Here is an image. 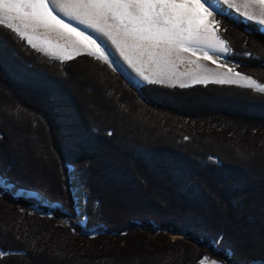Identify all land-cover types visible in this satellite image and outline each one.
I'll return each mask as SVG.
<instances>
[{"label": "trees", "instance_id": "obj_1", "mask_svg": "<svg viewBox=\"0 0 264 264\" xmlns=\"http://www.w3.org/2000/svg\"><path fill=\"white\" fill-rule=\"evenodd\" d=\"M216 19L228 67L264 85L261 26ZM0 177L56 204L0 185V264H253L264 260V93L136 88L103 61L62 62L0 26Z\"/></svg>", "mask_w": 264, "mask_h": 264}, {"label": "snow or ice", "instance_id": "obj_2", "mask_svg": "<svg viewBox=\"0 0 264 264\" xmlns=\"http://www.w3.org/2000/svg\"><path fill=\"white\" fill-rule=\"evenodd\" d=\"M241 6L244 18L264 25V0H245ZM219 8V0H0V26L62 62L85 55L119 72L114 46L149 84L184 88L188 83L181 77H187L193 84L243 82L244 87L264 93V85L256 79L239 72L229 75L240 65L228 67L230 49L218 35ZM214 53L225 54L223 64ZM201 59L227 67V72L207 69L198 63ZM181 65L187 70L177 75ZM74 210L83 217L78 223L86 225L87 214L78 206ZM199 264L219 262L204 256Z\"/></svg>", "mask_w": 264, "mask_h": 264}, {"label": "rangeland", "instance_id": "obj_3", "mask_svg": "<svg viewBox=\"0 0 264 264\" xmlns=\"http://www.w3.org/2000/svg\"><path fill=\"white\" fill-rule=\"evenodd\" d=\"M211 2V0H210ZM245 2V0H231V3H225L224 0H219V4H220V8H219V11H220V14H223V15H228L230 16V18H233L235 20H241V21H245L247 23H250V22H255V23H258L257 21H253V20H250V19H246L244 18L243 16V12L245 11V9L241 6L243 3ZM208 5H206L207 7ZM211 10V9H209ZM259 24V23H258ZM260 25V24H259ZM261 26V29L262 31L264 32V25H260ZM51 39H55L54 37H52ZM112 50L115 52V55H116V58L118 60V66L120 68V71L119 73L122 74L129 82L132 86L136 87V88H140L141 86L143 85H147L149 83H146V82H143L142 78L139 76V74L136 72V70L134 68H132L128 63L127 61H125L123 59V57H121L119 55V52L118 50L115 49V47L113 46ZM42 52V51H41ZM44 53V52H43ZM215 54H218V55H221V56H225V54H219V53H215ZM53 57V56H52ZM56 58V57H55ZM192 59H196V57H192ZM199 64H201L203 67L209 69V70H212V71H215V72H227V68H219L217 66V64L215 63H212L211 60H199L198 61ZM187 70V68L184 66V65H181L180 68L177 70V75H179L180 73H183ZM235 72L233 71V73H230L229 75H233ZM182 80H184L186 83H188V87L189 86H193V85H196V84H193L191 83L190 80H188L187 77H181ZM197 84H203V83H197ZM208 84V83H207ZM231 85H236V86H240V87H244L243 86V82H241V84H231ZM163 86H166V87H170V88H173V87H180L179 84H176V85H170V84H164ZM246 88V87H245ZM255 90V89H254ZM75 171H77L74 167H72ZM71 171V170H70ZM78 174V172H77ZM70 175V172H68V178H69V184H70V189L72 191V194H73V197H74V200H75V204H74V208H76V198H75V191L72 187V183H71V177L69 176ZM0 185L1 186H5V184L1 183L0 182ZM77 187L79 189H81L80 187V182L78 183ZM15 191V190H14ZM84 191V190H83ZM16 192V191H15ZM85 192V191H84ZM13 193V192H12ZM86 193V192H85ZM14 194V193H13ZM15 195V194H14ZM16 195H20V192L19 193H16ZM15 195V196H16ZM19 196H16V197H19ZM86 196H87V204H86V208H85V213L87 214V207H88V195L86 193ZM44 202V201H42ZM45 205V204H44ZM49 206V205H48ZM62 210L64 211V209L62 208ZM75 222L77 224H80L81 226L83 227H86V225L84 224H81V223H78L79 221V215L76 211V215H75ZM88 217V216H87ZM88 222V221H87ZM171 239L172 241H175L177 239H182L181 236L179 235H174V236H171ZM0 251H3L2 249H0ZM4 252V251H3ZM228 259H230V257H228ZM228 259L224 260V261H228ZM212 260H216L219 262V264H225L226 262H221L217 259H212Z\"/></svg>", "mask_w": 264, "mask_h": 264}, {"label": "bare ground", "instance_id": "obj_4", "mask_svg": "<svg viewBox=\"0 0 264 264\" xmlns=\"http://www.w3.org/2000/svg\"><path fill=\"white\" fill-rule=\"evenodd\" d=\"M69 176L71 177L72 187L75 191L76 207L78 206L80 210L85 212V208H86L85 200L87 201V196H86V193L82 189H79L77 187L78 183L80 182L79 175L77 174V171L71 168ZM0 182L5 184V182L1 179V177H0ZM15 191L16 193H19L18 190H15ZM41 200L44 201L43 199ZM82 219L83 217L79 216V220H82ZM87 221H88V217H87Z\"/></svg>", "mask_w": 264, "mask_h": 264}, {"label": "water", "instance_id": "obj_5", "mask_svg": "<svg viewBox=\"0 0 264 264\" xmlns=\"http://www.w3.org/2000/svg\"><path fill=\"white\" fill-rule=\"evenodd\" d=\"M72 167H69V172L71 170ZM2 179V178H1ZM3 180V179H2ZM4 181V180H3ZM5 182V181H4ZM5 184H7V186H3L4 188H8L10 189L15 195H16V192L14 190H18L16 187L12 186V185H9L8 183L5 182ZM20 192V195L21 196H24V197H32V198H36L37 200H39L42 204H45V205H49L51 206L52 208H54L56 206V204H51L50 202H48L46 199H44L43 197H41L40 195L36 194V193H31V192H27V191H22V190H18ZM16 196H19V195H16ZM44 200V202H42V200Z\"/></svg>", "mask_w": 264, "mask_h": 264}]
</instances>
